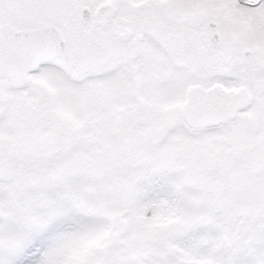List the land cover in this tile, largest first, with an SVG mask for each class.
Segmentation results:
<instances>
[{"label": "snow or ice", "instance_id": "6c2138e0", "mask_svg": "<svg viewBox=\"0 0 264 264\" xmlns=\"http://www.w3.org/2000/svg\"><path fill=\"white\" fill-rule=\"evenodd\" d=\"M0 264H264V0H0Z\"/></svg>", "mask_w": 264, "mask_h": 264}]
</instances>
